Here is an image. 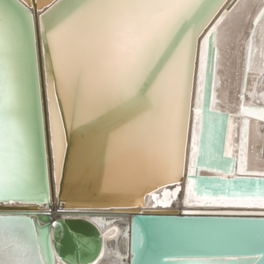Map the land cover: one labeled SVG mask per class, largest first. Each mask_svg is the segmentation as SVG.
Instances as JSON below:
<instances>
[{
  "label": "snow or ice",
  "instance_id": "6c2138e0",
  "mask_svg": "<svg viewBox=\"0 0 264 264\" xmlns=\"http://www.w3.org/2000/svg\"><path fill=\"white\" fill-rule=\"evenodd\" d=\"M216 6L206 0H57L55 8L50 6L45 14L48 23L42 20L40 27L57 175L66 146L65 123L69 130L80 129L106 115L115 118L106 141L109 159L116 151H132L150 169L179 174L195 37ZM17 8L0 0V201L6 204L33 202L43 177L33 22L30 13L20 8V15ZM215 33L213 27L199 56L197 122L206 72L210 74L215 59L209 51V37ZM251 58L250 48V62ZM256 111L264 119V109ZM241 145L240 174L264 177V172L246 171L244 140ZM197 154L193 136V168ZM209 187L204 183L197 187L189 179L185 202L192 198L203 203L236 202L229 195L209 193ZM230 195L264 208V180L244 183L240 192ZM51 259L47 235L38 238L30 219L0 215V264H51ZM232 260L239 258L229 257L226 262L223 257L196 256L178 264H231Z\"/></svg>",
  "mask_w": 264,
  "mask_h": 264
},
{
  "label": "water",
  "instance_id": "95a60500",
  "mask_svg": "<svg viewBox=\"0 0 264 264\" xmlns=\"http://www.w3.org/2000/svg\"><path fill=\"white\" fill-rule=\"evenodd\" d=\"M222 1V0H221ZM239 1V0H238ZM18 6L17 11L22 8L31 14L33 22V34L35 46L37 49V86H38V101H39V118L43 134V177L38 189L34 192V200L30 203H15L6 204L0 201V215H16L23 216L30 219L36 231L37 237L43 239L45 234L51 245L52 259L51 264L60 262L61 264H107L105 258L109 254V247L106 245V240L102 239L100 234V227L108 226L110 224L117 225L115 218H102L99 215L91 216L90 220L81 217H56L53 218L49 211L38 212V209L46 205L51 206L55 201L59 207L66 206H79L81 211L95 210V211H117L122 210H135L129 221V234L131 237L128 246V254L130 252L131 258L126 264H178L179 261L191 259L196 256H216V257H238L239 259H250L254 255L256 260L253 264H257L264 257V246L257 245L252 250L248 251H231L227 249H217V243L225 239L230 233L238 231L237 225L234 220H249V221H264V209H250L251 211L241 212H213V211H188L182 210L180 213L177 211H169L165 209H137L138 205L132 202V197H120L119 192L115 193L110 190H102L104 183H108L111 177L110 162H106L107 153V137L110 129L115 123V118L111 115L101 116L93 123H90L80 129L69 130L65 123L64 135L66 146L64 148L62 159L60 162L59 175L54 187L55 181L51 173V160H50V145H49V128L47 124V116L45 115L46 106L43 98V84H42V67H41V54L43 57V36L39 24L47 25L48 17L45 16L49 12L50 6L55 8L57 0H52L49 4L41 5L37 0H6ZM207 3H215L217 0H206ZM237 0H228L224 8L203 34L199 41L200 44L203 39L208 36L213 27L217 28L221 22V18L236 5ZM216 6V8H217ZM35 12H32L30 8ZM40 8L41 14L37 16V10ZM215 8V9H216ZM215 11V10H214ZM264 11V2L254 15L251 21V28L247 36V48L245 54L244 74L241 86V97H239V112L237 116L240 118L239 123H242L248 118H260L258 109H263L260 104H248L246 101V91L248 89L246 81L250 71L251 62L249 61V50L251 48L253 55L254 46V33L259 26V22L264 17L261 12ZM55 14V12H54ZM203 28V27H202ZM203 30V29H202ZM200 32V31H199ZM197 33L195 39L199 35ZM212 37H209V48ZM199 56V50H198ZM195 59V58H194ZM252 59V58H251ZM194 64V63H193ZM264 64V42L263 50L261 51L262 69ZM46 72V83H47ZM208 73L206 72V80ZM199 78V65L196 68L195 88L197 92ZM45 80V79H44ZM264 80V77H263ZM48 90V83L46 85V93ZM261 93V92H260ZM206 91L204 99L201 101L199 130L197 136L198 149L202 137H204L203 123L205 116L208 112L215 115H223L234 119L232 112H222L216 109H209L206 107ZM194 102L192 104L191 128L189 134V152H191L192 138L195 136L196 127V113ZM244 107L253 109L248 114L243 112ZM63 115V109L61 108ZM246 126V125H245ZM245 127L240 129L241 140L238 142V153L235 158V163H231L230 172L236 171L237 173L229 178H222L218 175H198L199 170L204 168H211L213 170H222L211 160L203 167L199 161L197 154L196 167L193 168V173L188 176L197 186V182L202 181L217 182L228 184L226 187L231 188V185H242L247 182L257 180H264V177L246 176L240 174V154H241V141L246 143ZM242 133V134H241ZM196 137V136H195ZM244 147V145H243ZM232 159V158H230ZM223 168L222 171H224ZM249 172V170H246ZM176 185V183L168 184ZM197 184V185H196ZM234 187V186H233ZM238 190L237 192H240ZM213 195H230L231 192H209ZM46 195V199H41ZM202 205V204H201ZM208 205V204H207ZM213 205V204H209ZM214 207H232L237 205H213ZM249 207L250 205H247ZM136 207V208H135ZM251 207V206H250ZM262 208V207H261ZM109 211V213H110ZM31 213H36L32 215ZM112 213V212H111ZM32 215V216H31ZM244 217H234V216ZM251 216V217H246ZM108 217V216H107ZM96 219L103 220L102 223L95 222ZM119 232L113 236L115 240ZM142 237V244L138 246V239ZM228 258H224L226 261ZM47 259V257H45ZM237 260H232V263Z\"/></svg>",
  "mask_w": 264,
  "mask_h": 264
},
{
  "label": "bare ground",
  "instance_id": "6f19581e",
  "mask_svg": "<svg viewBox=\"0 0 264 264\" xmlns=\"http://www.w3.org/2000/svg\"><path fill=\"white\" fill-rule=\"evenodd\" d=\"M25 1V0H21ZM52 0H37L41 5L49 4ZM228 0H222L207 23L201 28L196 41V56L193 64V77L192 86L188 104V118L184 138V154L181 162L179 174L162 171L155 168H149L146 163L140 159L132 151H116L111 159H109L108 151L106 153V162H110L111 177L108 183H104L102 190H110L118 193L120 197H132V202L137 206V209H165L169 211H177L180 213L183 209L187 208H200L202 205H237L232 206L241 209H264L258 203L249 204L247 202H240L239 196L232 197L229 195L230 200L234 203H203L197 202L195 198L187 199L188 181L191 177L189 173H193L192 157L189 152V134L191 128L192 104L196 106L197 92L195 88L196 68L199 65V56L203 47V41H199L203 34L224 8ZM264 0H239L236 5L226 14L216 28L215 36L210 41V55H214L210 74L206 80V107L209 109H216L222 112H232L234 119L223 115H215L208 112L205 116L203 129L204 137L201 143L197 144V136L199 130V122H196L195 138L198 150V158L203 167L211 160L212 163L221 167L222 170H213L211 168H204L196 172L198 175H218L220 177L229 178L234 176L236 171H229L231 163H235V158L238 153V142L241 140L240 129L245 127L246 143L244 144L246 155V170L249 172H264V119L258 120L256 118H248L247 126L239 123L240 118L237 116L239 112V97H241L242 81L244 74L245 54L247 48L248 31L251 28V21ZM37 16L41 14L42 9L38 8ZM30 10L35 12L31 7ZM39 24V32L41 25ZM203 29V30H202ZM254 46L253 55L251 59L250 71L247 77V91L246 101L248 104L257 103L264 109V64L262 69L261 51L263 50L264 42V17L259 22L254 33ZM212 49H215L213 52ZM199 50V56H198ZM41 67H42V84H43V98L45 101L47 116V124L49 128V147H50V160H51V173L55 181L58 178L56 161L54 159L52 148L51 136V123L48 113V93H46V71L44 69V60L41 54ZM45 79V80H44ZM210 81V83H209ZM197 87L199 85L197 84ZM261 92V93H260ZM196 113V107H195ZM242 134V133H241ZM242 147V146H241ZM241 152V151H240ZM231 153V155H229ZM232 158V159H230ZM62 159V156H61ZM229 163H225V162ZM61 162V161H60ZM175 176V178H172ZM192 180V179H191ZM193 181V180H192ZM197 182V187L202 183L210 185L208 191L221 192H237L241 190V185H231V188L226 187L228 184L202 181ZM176 183V185H169ZM229 186V185H228ZM234 186V187H233ZM179 188V192L176 189ZM167 193V194H166ZM155 195V199L153 196ZM220 195V194H217ZM250 205L249 207L246 206ZM136 208V207H135ZM229 208V207H226ZM79 206H66L59 207L55 201L51 206H41L38 212L49 211L53 218L56 217H81L89 219L91 216L99 215L102 218H115L117 225L110 224L108 226L100 227V234L102 239L106 240V245L110 248L109 254L105 261L107 264H126L129 262L128 246H129V221L132 213L135 210H122L117 211H95L85 210L81 211ZM110 211V213H109ZM112 212V213H111ZM32 215L36 213H31ZM31 215V216H32ZM108 216V217H107ZM103 220L96 219L97 224L102 223ZM238 227V231L230 233L225 239L217 243V249H227L231 251H248L252 250L255 246H264V221H249V220H234ZM118 237L112 240L119 230ZM216 257V256H215ZM223 258H228L222 256ZM254 255L251 259H239L232 264H253L256 260ZM264 258V257H263ZM226 261V260H225ZM262 259L257 263L261 264ZM227 262V261H226ZM56 264H61L56 262Z\"/></svg>",
  "mask_w": 264,
  "mask_h": 264
}]
</instances>
